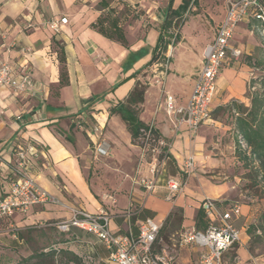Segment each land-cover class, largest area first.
Wrapping results in <instances>:
<instances>
[{"label": "crops", "instance_id": "1", "mask_svg": "<svg viewBox=\"0 0 264 264\" xmlns=\"http://www.w3.org/2000/svg\"><path fill=\"white\" fill-rule=\"evenodd\" d=\"M100 1L0 0V62L9 61L17 67L28 63L38 85L33 95L19 97L10 88L0 87V195L10 191L11 181L16 177L14 147L21 142L35 144L43 151L44 155L35 165V178L57 200L56 203L36 204L26 211L0 217V264L17 263L15 244L25 241L23 231L34 224L55 225L70 218L75 207L90 212L104 208L100 202L104 193L102 178L98 172H93L91 178L85 172L92 155L99 158L97 168L106 165L108 170L123 179L113 181L115 187L127 189L116 194L117 203H107L109 205L105 207L111 216V229L116 233H133L131 217L126 214L130 208L133 211L137 207L150 209L155 213L154 218L163 223L176 208H180L182 220L178 228L168 229L166 235L160 236L154 250L167 249L174 256L173 264H200L202 248L181 246L179 234L187 228H196L195 219L202 201L206 198L223 200L219 197L225 187L201 178L199 188L195 185L196 179L191 178L173 199L167 197L164 183L155 192H147L134 180L148 175L142 149L132 142L131 133L121 116L110 113L112 106L125 101L137 80L144 81L152 72L151 59L159 36L157 25L161 22L158 9L165 0H136L138 14L125 11L126 0L110 1L109 7L114 8L113 15L119 17L128 47L93 28L92 24L108 10V7L98 6ZM181 2L175 0V6ZM220 11L218 8L213 19L214 29L206 25L204 14L197 12L177 31L178 42L171 61L174 67L170 65L165 81V91L174 95L177 105L186 104L193 91L206 46L214 39L217 26L225 17L226 11L223 15L219 14ZM196 16L206 29L198 49L191 43L195 39L185 33L186 23ZM61 17H67L68 23L62 25L59 32H54L48 23ZM61 48L65 52L68 72V82L64 85L60 83ZM178 48L184 50L188 60L180 65L175 60L179 57ZM190 60L194 61L191 65ZM191 67L192 82L186 83L185 88L184 81ZM244 71L243 67L239 71L227 66L222 69L213 110L246 92ZM168 82L174 85L168 86ZM222 91H227V95L221 97ZM140 118L161 133L169 145L174 165L180 171L183 172L184 160L190 154L195 155L199 171L220 166V161L215 162L218 158H214L209 149L215 122L212 118L204 121L196 133H191L184 125L176 128V117L166 112L160 85L151 83L146 90ZM97 125L101 127L100 133L94 132ZM98 145H102L106 152L100 153ZM124 177L130 178L129 185L124 183ZM235 202L228 200V205ZM259 212L260 209L253 205H241L240 213L234 216L233 222L241 231V241L231 248L236 254L233 264L256 263L249 251L247 228ZM139 224L140 220H137L136 225ZM89 236L95 239V245L90 247L94 259L100 264H116L110 260L108 250L98 238L94 234ZM228 251L221 264H232L227 257Z\"/></svg>", "mask_w": 264, "mask_h": 264}, {"label": "built area", "instance_id": "2", "mask_svg": "<svg viewBox=\"0 0 264 264\" xmlns=\"http://www.w3.org/2000/svg\"><path fill=\"white\" fill-rule=\"evenodd\" d=\"M136 0H126L135 6ZM159 1V0H158ZM255 18L264 23V4L261 0H228L226 14L218 24L214 39L206 46L201 67L193 91L184 105H177L173 94L165 91V81L176 45L177 31L164 52L161 61L152 65V76L149 84L160 85L165 96V109L169 115L176 117L175 126L180 129L186 126L191 133H196L204 121L211 119L213 102L218 92V79L225 66H229L233 59H238L242 50L233 47L231 41L241 23ZM68 23L67 17L53 18L48 26L59 32L62 25ZM0 87H7L15 96H30L38 90V85L29 69L28 63L18 67L9 61L0 62ZM250 89L255 90L256 86ZM153 126V125H151ZM95 133L101 132L99 125L94 127ZM150 131L145 132V143L141 147L142 158L147 161L148 175L134 178L135 182L147 192L153 193L161 183L165 184L167 197L175 198L184 185L175 177H165L167 154L169 145L162 137L152 151L151 158L147 159L146 151ZM246 147L245 142L241 141ZM100 153L106 150L102 145L97 146ZM17 163L14 167L16 177L11 181L10 191L0 195V216H12L16 211L29 209L30 206L43 203H56L57 200L47 192L35 178V165L44 155L35 144L19 142L14 147ZM197 167L194 154L186 157L183 163V172L191 173ZM113 199V196H110ZM209 226L205 231L196 228H187L180 232L178 242L181 246L196 245L202 248L200 264H221L226 251L241 241V231L235 226L233 219L240 213L239 203L222 207L219 200L206 198L202 201ZM127 216L134 214L132 208ZM110 213L102 208L98 212H90L84 208L75 207L68 219L55 223L60 231H69L77 227L94 234L107 249L110 250V260L116 264H173L174 256L167 249L160 252L154 250L163 222L154 217H147L140 224L139 233L122 234L114 232L110 227ZM262 262L255 264H264Z\"/></svg>", "mask_w": 264, "mask_h": 264}, {"label": "rangeland", "instance_id": "3", "mask_svg": "<svg viewBox=\"0 0 264 264\" xmlns=\"http://www.w3.org/2000/svg\"><path fill=\"white\" fill-rule=\"evenodd\" d=\"M228 0H196V5L193 4L191 9L184 16L186 19H189L192 14L197 12L203 13V19L206 25L209 28H215V22L213 19L217 16V9H221L219 12L220 15H223L227 8ZM197 7L194 10V7ZM205 11V12H202ZM141 12V11H140ZM144 13V12H141ZM212 17V18H211ZM147 20H150L149 17H146ZM182 19H179L175 22L174 31H179L182 27L183 23ZM202 21L199 17H193L189 22L186 23L185 33L192 39L191 43L194 45L196 49L199 48L201 41L204 40L206 35V29L202 26ZM231 45L233 47H238L242 50V54L238 59H233L229 66L230 68H235L236 70H241V68H245L244 71V79L247 83V90L244 94L240 95L239 99L246 105H250V99L246 96V93L250 90L249 84L253 79L257 77L264 76V23L261 21H256L253 18L243 22L237 28L234 38L231 41ZM179 57H176L177 63L183 64L185 60L184 50L178 48ZM178 58V59H177ZM188 61V60H187ZM259 64V62H261ZM190 64H193V60L189 61ZM173 62L171 63V68H173ZM193 68L191 67L186 75L184 86L186 83L192 82L190 78V73H192ZM242 74V75H243ZM194 78V77H193ZM257 83V82H255ZM173 83L168 82V86ZM174 85V84H173ZM150 86V85H149ZM148 86V87H149ZM255 90L257 91L259 88L258 83L255 84ZM176 87V86H175ZM186 88V87H185ZM185 88H182V92L185 93ZM179 89V88H177ZM222 96L227 95V91H222ZM229 102V101H228ZM227 103V102H226ZM215 122L214 138L211 140L209 149L212 152V156L215 159L220 161V166L215 167L212 170L199 171L197 168L199 165L197 164L196 169L191 173H184L180 171L174 164H166L165 174H175L181 178L183 185L185 187L186 183L189 182V179L194 178L196 187L201 188L200 180L201 178H205L207 181L212 183L222 185L225 187V192L219 197L223 200H233L238 202L241 205H249L255 206L258 209L264 207V174L259 171V164L257 161L252 160L248 165L245 164L244 160L237 152V142L234 131V124L232 118H228V114H220L218 118H212ZM217 122V123H216ZM88 167L85 172L89 178L93 175V172H98V175L102 178L104 189V193L101 196L100 202L103 207H107L109 204L107 203H117L116 194H121L126 192L127 189H119L115 187L112 182L120 181L119 176H116L112 170H108L107 166L104 165L103 168H97L96 163L99 162V158L95 156H91L89 160ZM198 163V161H197ZM105 167V168H104ZM200 173L203 175L201 176ZM126 185L130 184V178L124 177ZM203 188V187H202ZM204 189V188H203ZM203 192H205L203 190ZM113 196V199L110 198ZM197 196L196 198H198ZM200 200V198H198ZM180 216V215H179ZM256 219L254 216L251 220L253 222ZM179 220L174 221V224L169 227V230L177 229L179 226ZM25 241L19 243L16 242L15 250L17 253L16 260L20 261L22 258L29 257L33 253H37L39 251H49L50 249H54L57 253H59L60 249L63 248H71L75 249L77 253L82 255L87 262V264H100L99 261L94 259L91 246L95 245V239L93 236H89L87 233L82 232L78 236V240L75 243H61V240L68 239L67 234L61 232L54 225H46V223H37L34 224L31 228L23 231ZM250 240V239H249ZM248 242V247H249ZM227 257L232 261L236 257L235 249H231L227 253ZM252 257L255 258L256 262H262V258L264 257V245H256L254 254ZM27 264H68L65 261L60 260V255H56L55 261L52 262L48 259H39L34 258L30 260ZM72 264V263H71Z\"/></svg>", "mask_w": 264, "mask_h": 264}, {"label": "trees", "instance_id": "4", "mask_svg": "<svg viewBox=\"0 0 264 264\" xmlns=\"http://www.w3.org/2000/svg\"><path fill=\"white\" fill-rule=\"evenodd\" d=\"M110 1L111 0H101L99 2L98 6L100 8L108 7V10L106 13L101 14L98 17L97 21L92 24V26L104 36L112 40H116L124 46L128 47V41L125 31L119 25V17L114 16L113 13L115 12V9L109 7ZM261 2L264 4V0H261ZM193 4H197L196 0H182V2L178 6H175V0H165V4L159 7L158 16L161 22L157 25L159 36L157 44L154 48L153 57L151 59L152 65L162 60L164 52L168 49V46L170 45L176 33V31L173 30L175 22L179 19H182L183 21L185 20L186 22L188 19H186L184 16L190 11ZM125 6V11H128L130 13H137V8L130 3L125 2ZM253 19L259 21L255 18ZM185 22L183 23V25L185 24ZM177 42L178 33L176 37V43ZM59 57L61 63L60 83L61 85H64L68 82V72L66 68L65 52L62 48L60 49ZM261 63L262 61L259 62V64ZM152 74V72H149L144 81L137 80L136 85L131 90L129 96L125 99V101H120L110 108L111 114H119L123 121L126 123L127 128L131 133L132 142L134 144L142 147L145 143V132L150 131V137L147 142L148 147L146 151L147 159L151 158L153 149L157 146L158 140L162 138L161 133L154 126L146 124L140 118L141 104H143L145 101V93L148 89V86L150 85L149 79ZM255 82H257L259 85L258 90L251 91L250 89L246 93V96L250 99V105H246L239 99L233 98L229 102L217 106L211 112L210 118L216 119L220 114L224 113L228 114V118H232L238 154L247 165L249 162H252V160L257 161V163L259 164V171L264 174V76L253 79L249 84V88L257 84ZM241 141L245 142L246 147L242 146ZM167 163L174 164V160L170 153L167 154ZM178 175L165 174V177H175L179 179L180 177ZM219 203L222 207L225 208L229 206L228 201L226 200H221L219 201ZM181 211L182 210L180 208H176L175 211H173L168 216V218L163 223L159 237L166 235V232L169 229L168 226L173 225L174 221L179 220L181 222ZM154 215L155 213L150 209L137 207L134 210V214L131 216L133 234L137 235L139 233L140 224L142 221H144L147 217H154ZM137 220H140L139 225H136ZM54 226L57 228L56 225ZM208 226V218L206 217L204 209L200 207L197 211L195 227L197 230L205 231ZM61 232L70 236L68 237V239L61 240V243L71 241L72 239H77L78 236L82 234V232H85L88 235L92 234L77 227H71L69 231ZM247 233L250 237L249 251L251 252V254H254L256 245H264V207L260 209V212L257 215L256 219L249 224ZM22 237L24 238V235H22ZM107 250L110 257V250ZM56 255H60V260L65 261L68 264H87L82 255L74 251V249L68 247L60 249L59 253H57L54 249H50L49 251H39L37 253H33L29 257L22 258L16 264H27L34 258L48 259L54 262Z\"/></svg>", "mask_w": 264, "mask_h": 264}]
</instances>
